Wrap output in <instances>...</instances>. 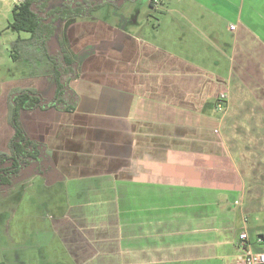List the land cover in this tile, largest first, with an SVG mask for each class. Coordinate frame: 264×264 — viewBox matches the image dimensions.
Masks as SVG:
<instances>
[{
	"label": "crops",
	"instance_id": "0c3cea01",
	"mask_svg": "<svg viewBox=\"0 0 264 264\" xmlns=\"http://www.w3.org/2000/svg\"><path fill=\"white\" fill-rule=\"evenodd\" d=\"M10 1L23 0H0V17ZM177 1L145 2L157 24L153 15L65 24L77 107L22 113L31 137L53 149L61 178L58 190L40 186L44 195L32 188L41 202L63 200L61 213H46L38 264H238L246 188H264V159L262 174L248 163L264 154V0ZM86 23L104 31L92 38ZM18 68L20 78L0 83V148L12 134L10 90L55 91L52 76ZM1 196L18 218L24 197ZM3 231V262L27 264L24 241Z\"/></svg>",
	"mask_w": 264,
	"mask_h": 264
},
{
	"label": "trees",
	"instance_id": "16d2710c",
	"mask_svg": "<svg viewBox=\"0 0 264 264\" xmlns=\"http://www.w3.org/2000/svg\"><path fill=\"white\" fill-rule=\"evenodd\" d=\"M50 1L23 0L15 4L12 10L9 28L16 33H27L29 37L27 39L18 37L11 43L10 57L14 62L25 61L32 66L33 71L29 73L32 78L40 74L36 66L42 68L47 64L51 70L55 91L54 99L49 100L50 103L43 101L45 97L34 88H15L12 91L7 101V123L14 131L8 145L11 156L0 154V164L2 160L7 159V162L12 160L17 165L20 156H34L38 153L36 143L29 139L22 119L23 112L38 108L42 110L54 108L69 112L74 111L78 104V96L69 87L70 80L77 77L78 61L67 47L64 33L56 20L87 16L89 11L98 10L101 5L97 3L90 8H85L81 4L76 8L52 7ZM51 46L57 51L51 52ZM31 147L34 151H29ZM7 182L8 178L0 176V184Z\"/></svg>",
	"mask_w": 264,
	"mask_h": 264
},
{
	"label": "rangeland",
	"instance_id": "374dc122",
	"mask_svg": "<svg viewBox=\"0 0 264 264\" xmlns=\"http://www.w3.org/2000/svg\"><path fill=\"white\" fill-rule=\"evenodd\" d=\"M162 1L165 2L166 0H162ZM174 2L178 3L177 0H174ZM134 3L138 7L142 8L141 1L136 0V1H134ZM13 6H14V3L12 1H10V5H8V12H7L6 16H5V12L3 11V16L0 17V31H3L2 29H4L6 27L7 23L11 22ZM110 12L112 15L113 10L110 9ZM102 14H103L102 16L105 15V13H102ZM159 14L160 13L157 12V13H155V15H157V16H154L151 18V21H153L154 24H157L156 19L158 18ZM140 18H142V16ZM109 19L110 18L105 19L106 22H112V19H110V20ZM117 19H119V18H117ZM89 24L86 23V26L88 29L87 28H85V29L95 31V32H92V31L88 32V34L90 33L91 35L96 34L92 38H95L97 36V34H101L104 31V30H102L101 27H94V25H89ZM97 32H99V33H97ZM88 34L86 35V38H87V42L90 43L89 38H88ZM0 36L2 38L0 41V83L6 82L7 80H10V79L20 78L22 76V73H21V70L18 68V66L20 68L24 69L25 75H29V73L31 71H33L32 66L28 65L25 61L14 62L13 60H11V58H10V60L7 61L6 56H7V54H9V52L7 53L5 50V46L8 45L9 51H10L11 43L17 39V36H20L21 38L25 37L26 36L25 33H23V32L22 33H15L13 31L9 30L8 32L3 31ZM12 36H16V39L12 40L11 39ZM27 38H24V39H27ZM36 68H37V71L40 73L39 76L50 74V72H51L50 69H48L50 71L45 72L46 66L42 67V68H40V67L38 68L36 66ZM14 89L10 90V92L8 94L7 101H8V99H9V97H10V95ZM0 93H1V90H0ZM5 110H6V112H8V103H7V107L5 105ZM2 111H3V109H2ZM235 142H236V146H238V143H239L238 139H235ZM247 142H254V141L248 140ZM59 145L63 149H65L64 147H66V146H63V143L59 144ZM68 148H69V146L67 147V149ZM259 149L262 150L261 148H259ZM64 152L67 154L66 151H64ZM263 159H264V154L253 153V154L249 155L248 163L250 165L252 164L251 166L257 167V171L259 172V168H258L259 166H257V164H261ZM257 171H255V172H257ZM260 174H262V173H260ZM25 183H27V182H25ZM247 185L249 186L250 184H247ZM60 186H61L60 183H58L57 184V190H58V188H60ZM249 187L250 188H246V189L250 190V192L252 191L253 193L252 194L250 193V195L246 199L245 205L247 206L248 211L243 213L244 223L241 224V228L243 230L249 231V232L248 231L247 232L249 233L250 240L253 244V250L255 252H264V245L261 247L256 243L258 231H261L264 234V188L255 187V185H254V187L251 185ZM46 189H47L46 187H43L42 191L46 190ZM261 189H263L261 194L259 195V196H261L260 197L261 200L259 202H257L255 200L257 198V196H256L257 190L261 191ZM40 195H44V194L38 193V189H36V190L34 189V197L40 196ZM34 197H33V193H32L31 188L27 192L24 193V203L22 204V208L18 209V210H20V213L17 215L18 218H14V216H13V218L10 220V218L6 217V214L4 213V212H6L5 210H2L3 212H0V241L3 240V234H4L3 230H7L8 236L15 238L14 242L17 241L16 240L17 236L19 237L20 240H22L21 243L24 241V243H25V244H23L24 249H21V250H23L24 258L26 259L27 264H38V262L41 263V260L39 259V256H40V251H39L40 250L39 249L40 244L39 243H40V239H41L40 235L43 234L46 236L48 234V232H47L45 227H47V229H49V226H50V224L48 223V218H47L46 213H48V212L50 213V211H53L52 214L61 213V207L63 204V200H61L60 198L56 199L57 202H56V200L53 201V197H50L49 199L43 198V200L41 202L39 199L38 200L34 199ZM5 198L6 197L4 196V198H3L1 196V193H0V199L3 200ZM45 202H46V204H45ZM47 203H51V204L54 203L57 206L59 205L60 208L58 210L57 209L51 210L46 206ZM1 207L2 206L0 203V208ZM13 207L16 208L15 206H13ZM13 230L15 232V235L13 233ZM16 230H17V233H16ZM21 236L23 238H21ZM7 253H9L10 255L12 253H14L13 257L15 258L17 252L16 251H7ZM3 255H4V252L0 251V260H2V261L5 259L3 257Z\"/></svg>",
	"mask_w": 264,
	"mask_h": 264
},
{
	"label": "flooded vegetation",
	"instance_id": "af4514ba",
	"mask_svg": "<svg viewBox=\"0 0 264 264\" xmlns=\"http://www.w3.org/2000/svg\"><path fill=\"white\" fill-rule=\"evenodd\" d=\"M134 1L136 0H51L50 2L52 7H65V8H67V6H71V8L73 7L76 8L79 7L80 4L83 5L85 8L93 7L94 4L97 3L101 5V7L98 10H93L92 12L89 11V13H87V16L81 15L79 18H69V19H67V17L66 19L58 18L56 20V23H59L60 29H62L64 33L63 28L65 24L78 20L97 19L105 23L106 22L105 19L107 18H110L113 21H116V19L119 18V21L125 20L128 22V21H134L137 18H140L141 16H143V19H149L150 17H152V15L156 16L154 14H150L149 12L143 14V8L145 2H148V0H139L141 1L142 8L138 7L134 3ZM110 9L113 10L112 15ZM102 13H105V15L102 16L103 15ZM50 51L56 52L57 50L55 49V47L51 46ZM45 66H46L45 72L50 71L48 70L50 69L49 67H47L48 65L45 64ZM49 75L50 74H46V76ZM44 97L45 98L43 101L49 103H50L49 100L54 99V95H50V94H46V96ZM50 109H46V110H50ZM13 134L14 131L12 129V134H10L8 140L5 143V146L3 145L0 148V154H7L8 156H11V152L9 150L8 145ZM28 136L30 140L36 143L37 145L36 152L38 150V153H35L34 156H27V157L20 156L18 158L19 163L17 165H15L12 160L7 162L6 161L7 159L2 160L0 164V176H2L5 179L8 178V182L6 184H0V193L1 194L9 193L11 196L10 198L14 200L21 199V197L23 198L24 193L27 192L30 188L31 189L34 188L35 190L39 189L40 186L49 188L55 185L56 183L60 182L61 180L53 149H50L47 143L33 139L29 134V132H28ZM29 151H34V150L31 147L29 148ZM25 182H27L28 184ZM53 200L55 201V199ZM0 203L2 206L1 207L2 209L1 208L0 209L6 211V206H8L9 204H7V202H4V200H1ZM4 213L6 214V217L9 218L8 212L6 211ZM2 263L4 262L2 261L0 264Z\"/></svg>",
	"mask_w": 264,
	"mask_h": 264
},
{
	"label": "built area",
	"instance_id": "2783aa9c",
	"mask_svg": "<svg viewBox=\"0 0 264 264\" xmlns=\"http://www.w3.org/2000/svg\"><path fill=\"white\" fill-rule=\"evenodd\" d=\"M235 26H232L231 29L235 30ZM228 100V96L226 93L221 92L218 96V103L216 106V110L218 112H223L226 108V103ZM256 243L259 246L264 245V235L258 234ZM239 247H240V255L238 258V264H264V252H255L253 250V244L250 240L249 233L244 230L239 235Z\"/></svg>",
	"mask_w": 264,
	"mask_h": 264
}]
</instances>
